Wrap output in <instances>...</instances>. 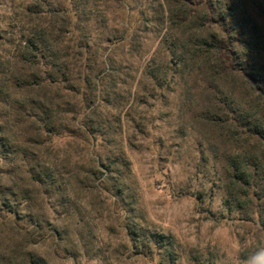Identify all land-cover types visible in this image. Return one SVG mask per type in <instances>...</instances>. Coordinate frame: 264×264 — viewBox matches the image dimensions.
I'll return each mask as SVG.
<instances>
[{
  "label": "rangeland",
  "instance_id": "obj_1",
  "mask_svg": "<svg viewBox=\"0 0 264 264\" xmlns=\"http://www.w3.org/2000/svg\"><path fill=\"white\" fill-rule=\"evenodd\" d=\"M178 1L0 0V264H247L264 249V191L228 195L232 159L264 152L247 117L264 124V107L193 50L218 30L207 7L264 63V0Z\"/></svg>",
  "mask_w": 264,
  "mask_h": 264
},
{
  "label": "trees",
  "instance_id": "obj_2",
  "mask_svg": "<svg viewBox=\"0 0 264 264\" xmlns=\"http://www.w3.org/2000/svg\"><path fill=\"white\" fill-rule=\"evenodd\" d=\"M177 3L178 10H176V13L180 12L181 7L184 10L188 9L185 5L190 2L179 0ZM171 16L177 18V21L184 26L189 20L185 15L180 16L171 13ZM199 20L202 22L201 26L214 23L218 30L210 36H202L201 41L197 43V48H193L195 56L209 58L208 60L212 62V68H221L223 72L228 71L241 76L250 90L249 95H253L257 105L264 107V67H262L264 63L259 64V60L256 57L259 49L253 50L254 48L250 46H245L242 49L236 48L237 39L227 25L226 15H218L206 7V11L199 17ZM53 81L50 76H46L40 81L32 80L28 83V89L43 88L47 82L51 83ZM247 115L248 123L250 124L248 128L250 137L254 139L255 143L258 142V144L264 145V124L255 120V114L250 112ZM230 165L232 172L229 177L231 184L230 188H228V195L236 202L241 201L242 206L251 204L253 198L250 194V189L258 186L261 191H264V152L261 151L258 154L239 153L232 159ZM261 200L262 205H264V196H261Z\"/></svg>",
  "mask_w": 264,
  "mask_h": 264
},
{
  "label": "clouds",
  "instance_id": "obj_3",
  "mask_svg": "<svg viewBox=\"0 0 264 264\" xmlns=\"http://www.w3.org/2000/svg\"><path fill=\"white\" fill-rule=\"evenodd\" d=\"M247 264H264V249L258 250L255 255L250 257Z\"/></svg>",
  "mask_w": 264,
  "mask_h": 264
}]
</instances>
